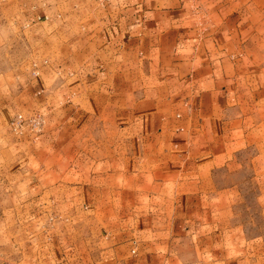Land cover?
Instances as JSON below:
<instances>
[{"label": "crops", "instance_id": "0c3cea01", "mask_svg": "<svg viewBox=\"0 0 264 264\" xmlns=\"http://www.w3.org/2000/svg\"><path fill=\"white\" fill-rule=\"evenodd\" d=\"M44 2L0 4V192L32 199L39 174L35 198L72 232L107 223L124 187L111 177L133 174L150 227L134 252L101 235L99 264H264V239L244 244L222 215L234 186L210 183L237 148L264 155V0ZM16 113L43 115L42 128L12 129Z\"/></svg>", "mask_w": 264, "mask_h": 264}, {"label": "rangeland", "instance_id": "374dc122", "mask_svg": "<svg viewBox=\"0 0 264 264\" xmlns=\"http://www.w3.org/2000/svg\"><path fill=\"white\" fill-rule=\"evenodd\" d=\"M5 1H1L0 4ZM39 1L41 5L45 4L44 0ZM37 19L38 16H34L31 20ZM37 67V62L32 63L30 72L34 76L38 74ZM42 118L44 122L43 115ZM60 145L56 143L51 150L60 148ZM86 147L85 144H73L72 150L79 148L82 152ZM261 150L259 145H255L254 149L250 145L245 149L237 148L236 158L228 161L224 168L214 170L210 177V183L214 182L215 185L234 186V190L223 193L224 207L221 210L222 215L228 217V226L238 227L244 244L250 238L264 239V155L261 154ZM49 162L55 161L48 160L47 164ZM108 163L111 167L114 166L113 161H105V164ZM65 165L69 168L71 160ZM37 166L36 161L30 163L32 172L37 173ZM132 167L128 165V174L133 170ZM38 175L32 174L28 177L32 189L26 194L31 195L32 199L23 200L27 196L20 192L19 186H16L12 193L14 198L9 197L10 191L7 192L6 189L0 192V264H99L98 249L104 245L101 235H111L112 241L123 236L130 237L125 240L128 246L125 248L134 252L136 230L150 227V224L140 222L145 220L153 209L149 207L150 202L145 195L139 198L136 207L133 174L126 177H111L112 180H116L117 187L119 182L124 187L123 193L111 192V205L105 207L107 217H110L107 223L97 222L90 225L89 229L85 225L72 232L70 226L58 222L54 210L44 204V199H40L39 202L38 198H35L38 185L34 181L37 182ZM42 178L48 181L55 179V176L46 174ZM62 178L75 177L67 175ZM136 179L138 184L143 186L150 182L148 175ZM15 197L21 201L15 206H6L7 201L16 200ZM140 199L143 207L140 206ZM103 209L96 208L97 216L102 215Z\"/></svg>", "mask_w": 264, "mask_h": 264}, {"label": "built area", "instance_id": "2783aa9c", "mask_svg": "<svg viewBox=\"0 0 264 264\" xmlns=\"http://www.w3.org/2000/svg\"><path fill=\"white\" fill-rule=\"evenodd\" d=\"M4 1V0H0ZM12 129L20 131L22 127H26L30 131H39L43 125L42 115L39 113H31L29 115H23L22 113H16L10 120Z\"/></svg>", "mask_w": 264, "mask_h": 264}]
</instances>
